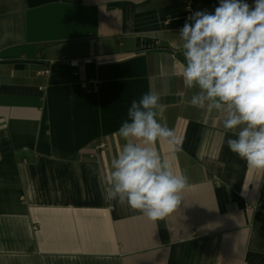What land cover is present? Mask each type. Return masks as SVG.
<instances>
[{
    "label": "crops",
    "instance_id": "1",
    "mask_svg": "<svg viewBox=\"0 0 264 264\" xmlns=\"http://www.w3.org/2000/svg\"><path fill=\"white\" fill-rule=\"evenodd\" d=\"M186 1L0 0V264H264V173L187 102ZM150 89L178 141L156 148L189 178L159 220L105 199L114 133Z\"/></svg>",
    "mask_w": 264,
    "mask_h": 264
},
{
    "label": "clouds",
    "instance_id": "2",
    "mask_svg": "<svg viewBox=\"0 0 264 264\" xmlns=\"http://www.w3.org/2000/svg\"><path fill=\"white\" fill-rule=\"evenodd\" d=\"M184 60L180 76L197 91L191 106L224 115L222 137L249 169L264 173V0H219L213 12H192L179 30ZM161 96L149 90L132 100L127 118L114 133L124 143L111 161L105 199L137 210L150 220L172 213L189 187L156 144L175 150V132L162 123Z\"/></svg>",
    "mask_w": 264,
    "mask_h": 264
},
{
    "label": "built area",
    "instance_id": "3",
    "mask_svg": "<svg viewBox=\"0 0 264 264\" xmlns=\"http://www.w3.org/2000/svg\"><path fill=\"white\" fill-rule=\"evenodd\" d=\"M195 11L196 10L194 9L192 0H187L186 3H185V7H184L185 17L187 18L188 16H190L192 14V12H195ZM48 73H49V70L45 69L43 71L38 72L37 74H39V75H47ZM104 146H105L104 143H100L98 145H95L94 150L97 151L98 149L103 148Z\"/></svg>",
    "mask_w": 264,
    "mask_h": 264
}]
</instances>
